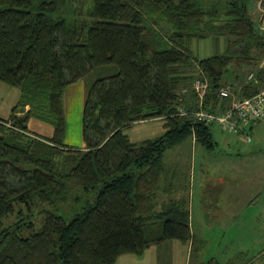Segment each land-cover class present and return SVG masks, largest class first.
Returning a JSON list of instances; mask_svg holds the SVG:
<instances>
[{
    "label": "trees",
    "instance_id": "obj_1",
    "mask_svg": "<svg viewBox=\"0 0 264 264\" xmlns=\"http://www.w3.org/2000/svg\"><path fill=\"white\" fill-rule=\"evenodd\" d=\"M207 38H222L224 51L199 59L193 43ZM263 59L248 0H0V82L19 90L0 118V264H115L192 242L187 198L159 202L171 193L162 159L189 136L206 149L215 142L178 109L196 105L194 79L208 83L205 109H225L217 93L227 67ZM255 73L264 86V68ZM90 76L83 146H65L63 91ZM155 118L165 120L162 135L129 140L126 129ZM29 119L51 126L50 137L30 131ZM76 186L89 195L78 212L68 220L44 210L36 229L35 209L65 203Z\"/></svg>",
    "mask_w": 264,
    "mask_h": 264
},
{
    "label": "rangeland",
    "instance_id": "obj_2",
    "mask_svg": "<svg viewBox=\"0 0 264 264\" xmlns=\"http://www.w3.org/2000/svg\"><path fill=\"white\" fill-rule=\"evenodd\" d=\"M258 2L248 0V10L254 13L256 28L264 32V7L263 13L259 12L256 8ZM224 48L225 41L222 38L218 41L212 38L197 40L192 46L194 55L199 59L222 54ZM261 62L262 60H259L249 66H239L233 62V66L227 67L221 81L225 83L222 87L232 88L229 103L237 97L234 92L238 91L241 85L250 82L259 84L255 72L260 68ZM93 76L70 84L64 90L65 146L77 149L83 146L82 108L87 88L95 79ZM186 88L189 89V86ZM262 89L264 86L258 85V91ZM18 97V88L0 82V115L9 116ZM33 122L51 128L45 123L36 120ZM163 125L161 120L144 121L126 129L125 133L134 142L154 139L166 130ZM29 129L39 136H46L44 129H39L37 125L31 124ZM209 129L215 142L212 149H206L189 136L167 149L163 155L162 177L167 181L173 178L171 183L175 186V192L172 193L170 187L171 193L160 194L159 202L172 199L173 196L175 198L180 192L185 193L192 207L190 229L194 231L196 238L192 247L190 245L192 253L188 251V243L177 240L167 243L166 248L174 246L172 264H186L187 258V264H216L217 261L223 264L228 259L240 255V252L245 255L238 259L237 264H264V123L253 128L250 142L229 134L216 125L209 126ZM81 191L77 186L73 187L65 203L35 209L32 217L35 228L41 224L44 210L71 219L84 199L89 197ZM217 195H222L223 198L215 209L212 200ZM156 208L158 209L159 205ZM169 251L166 249L163 252L161 264L166 263V252L168 255ZM257 256L259 257L255 261ZM251 260L253 262L250 263Z\"/></svg>",
    "mask_w": 264,
    "mask_h": 264
},
{
    "label": "built area",
    "instance_id": "obj_3",
    "mask_svg": "<svg viewBox=\"0 0 264 264\" xmlns=\"http://www.w3.org/2000/svg\"><path fill=\"white\" fill-rule=\"evenodd\" d=\"M207 87L208 83L205 79L194 80L191 90L196 105L192 108L180 106L177 115L207 126L216 125L223 131L250 142L251 128L264 123V89L248 97H235L225 109L211 111L205 109L204 105ZM186 92V89H182L181 95H185ZM217 95L220 99H231L232 88L221 87Z\"/></svg>",
    "mask_w": 264,
    "mask_h": 264
},
{
    "label": "crops",
    "instance_id": "obj_4",
    "mask_svg": "<svg viewBox=\"0 0 264 264\" xmlns=\"http://www.w3.org/2000/svg\"><path fill=\"white\" fill-rule=\"evenodd\" d=\"M259 2H258V6L256 7L258 10H259V12H262L263 13V7L264 6H262V0H258ZM250 13V12H249ZM250 15H251V17H252V20L254 21V18H253V16H254V13H250ZM260 67L261 68H264V60H262V62H261V65H260ZM78 82V81H77ZM76 83V82H75ZM65 90V89H64ZM63 94H64V91H63ZM19 98V97H18ZM85 98H86V94H85ZM18 101V100H17ZM16 101V102H17ZM62 101H63V95H62ZM84 101H85V99H84ZM84 101H83V104H84ZM16 103L14 102V104H13V106L15 105ZM12 106V107H13ZM63 108H64V105H63ZM83 109V108H82ZM10 115V114H9ZM64 115H65V109H64ZM0 116H2V117H0L1 119H6V118H8V116L7 117H3L4 115H0ZM33 120L34 119H29V121H28V128H30V125L32 124V125H37V127L39 128V129H44V131H45V134H46V137H50V135L52 134V128H48V127H46V126H43V125H41V124H36V122H33ZM150 120H161V121H163V126H165V120L164 119H162V118H155V119H150ZM146 121H149V120H146ZM142 122H144V121H140V122H137V123H134V124H132L128 129H130L133 125H136V124H141ZM255 127V126H254ZM253 127V128H254ZM30 130V129H29ZM253 130V129H252ZM31 131V130H30ZM33 132V131H32ZM34 133H36V132H34ZM164 133V132H163ZM162 133V134H163ZM36 134H38V133H36ZM161 134V135H162ZM128 136V138H129V135H127ZM159 137V136H158ZM194 138V137H193ZM129 140H130V138H129ZM147 140V139H146ZM131 141V140H130ZM144 141V140H143ZM132 143H139V142H142V141H138V142H134V141H131ZM173 179V178H172ZM172 179L171 180H166L165 181V184L163 185V186H166V185H169L170 184V187H171V190H173L172 191V193H174L175 192V186L174 185H172V183H171V181H172ZM180 192V191H179ZM179 198H186V195H185V193L183 194L182 192H180V194L179 195H177V197H175L174 198V196H173V198L172 199H179ZM223 198V196L222 195H217L216 196V198H213V200H212V205L214 206V208L216 209L217 207H216V205L219 203V201L221 200ZM188 200V199H187ZM250 203H251V201H250ZM189 205H188V211H189V225L190 226H192V212H191V209H192V207L190 206V203H188ZM191 230V233H192V242H189L187 245H188V251L190 252V253H192V249L190 248V245H191V247H192V245L194 244V240L196 239L195 238V236L193 235V233H194V231L192 230V229H190ZM172 240H170V241H165V242H163V243H161V244H159V245H154V246H150L144 253H143V255L142 256H139V257H137V256H130V255H126V256H121V257H119L118 259H117V261L115 262V264H161V262H160V258H163V252L164 251H166V249L167 250H170L169 251V253H168V255H167V252H166V263L165 264H172V260H173V252H174V246H170V248H166L167 247V243H169V242H171ZM171 245H173V244H171ZM240 257H241V259L243 258L242 257V255H245V253L244 252H240ZM259 256H257L256 258H254L255 259V261H256V259L258 258ZM236 257H234V258H230V259H228L227 261H225V263H223V264H228L231 260H234ZM169 260H170V262H169ZM187 262H188V258H187ZM187 262H186V264H187ZM249 262V261H248ZM251 262H253V260H251L250 261V263ZM174 264V263H173ZM193 264H197V263H193ZM216 264H219L218 263V261L216 262ZM243 264V263H242Z\"/></svg>",
    "mask_w": 264,
    "mask_h": 264
}]
</instances>
